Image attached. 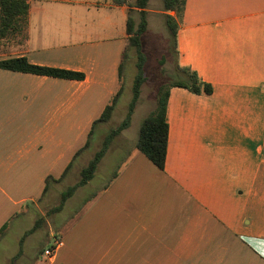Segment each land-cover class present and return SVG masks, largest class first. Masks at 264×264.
<instances>
[{"label":"crops","instance_id":"obj_1","mask_svg":"<svg viewBox=\"0 0 264 264\" xmlns=\"http://www.w3.org/2000/svg\"><path fill=\"white\" fill-rule=\"evenodd\" d=\"M149 3L146 30L150 14L174 15ZM106 9L117 11L123 28L113 31L114 17L83 26ZM126 18L127 7L114 0H29L24 46L0 54L83 74L0 67V236L12 220L18 235L17 249L1 250L0 264H10L33 226L19 228L23 213L58 198L56 187L68 176L76 183L81 168L74 161L87 147L76 151L94 138L92 158L124 118L119 99L107 121L93 124L122 87ZM176 22L175 67L195 71L212 92L170 88L163 169L135 147L147 116L138 118L140 111L156 100L143 83L130 124L92 179L54 212L61 217L83 192L76 219L55 234L53 254L26 249L35 229L14 264H264V0H185ZM47 177L53 180L46 185Z\"/></svg>","mask_w":264,"mask_h":264},{"label":"trees","instance_id":"obj_2","mask_svg":"<svg viewBox=\"0 0 264 264\" xmlns=\"http://www.w3.org/2000/svg\"><path fill=\"white\" fill-rule=\"evenodd\" d=\"M118 4H124L127 7V18L125 26L126 45L124 47L123 57L128 48L134 49L136 52V74L131 87V99L127 106V111L117 127L109 130L105 135L101 146L94 153L88 163L83 166L79 172V179L73 185L68 186L66 189L60 192L58 203L51 207L48 212H58L63 207L67 198H69L74 191L88 181H90L94 175L97 165L105 154L112 139L124 128H126L131 121V115L135 106V103L140 95L141 86L145 81L144 76V63L145 55L142 51L141 36L146 31L147 27V2L148 0H134L132 5L128 4V0H114ZM185 0H162V7L164 11H173L174 15L165 14V25L173 38L174 49L176 51V31L177 22L184 10ZM136 9L138 12L139 20L134 22L130 16V10ZM28 18H29V0H0V54L7 50V47L11 44L22 48L27 40L28 32ZM15 51V50H14ZM122 57V59H123ZM0 67L15 71L30 72L34 74H41L53 77L70 78V79H82L83 74L68 69L47 67L32 64L27 61L23 56L0 60ZM119 67V75H120ZM175 69L180 73L179 79H176L168 84H162L157 88L155 106L153 110L141 121L138 136L135 143L136 149L144 154L153 164L158 168L163 169L166 149H167V136H168V124L166 121V106L171 87L177 86L189 90L195 94H210L212 87L210 84L202 81L197 73L188 67L176 66ZM122 92V87H118L116 91L110 97L108 103L105 105L100 117L94 121L97 122L107 121L111 113L118 102ZM88 141L84 146L76 151L75 155H78L81 150L88 146ZM74 155V156H75ZM53 180L51 177H47L45 184ZM39 225V220L35 221L33 226L25 230L19 239V249L11 259L10 264H14V260L21 253V245L24 238L33 232ZM3 229V227H2ZM0 229V233L2 231ZM49 245L48 247H51ZM45 247L41 250V254L44 253Z\"/></svg>","mask_w":264,"mask_h":264},{"label":"rangeland","instance_id":"obj_3","mask_svg":"<svg viewBox=\"0 0 264 264\" xmlns=\"http://www.w3.org/2000/svg\"><path fill=\"white\" fill-rule=\"evenodd\" d=\"M103 1V0H102ZM111 1V0H109ZM134 0H128V4L132 5ZM161 0H150L149 8L153 10H159L163 7ZM109 10H99L98 12L93 13V15H97L98 18L93 19V21L83 22V26L89 25L90 23H100L102 20L107 21L110 17H114V21H111L113 31L117 32L124 26V21H120V17L117 13L109 14ZM164 11V10H163ZM130 16L137 22L139 20L138 14L134 12V10H130ZM116 23V25H114ZM142 49L145 55V63H144V76H145V89L147 88L146 95L147 98H155L157 88L162 84H168L176 79L181 78L180 73L175 69V49L173 44V38L168 32L165 25V14H150L149 16V27L143 33L142 37ZM8 50H17L19 46H15L11 44L7 47ZM136 62V52L132 48H127L125 55L122 59V64L120 68V80L122 83V92L119 100V107L128 106V103L131 99V85L133 84V80L136 74L135 68ZM142 87V86H141ZM137 102V101H136ZM136 104V103H135ZM153 108L154 102H150L148 106ZM153 110V109H152ZM148 107H143L140 111L139 117H143L148 115L151 111ZM141 120V119H140ZM138 119V124H139ZM95 147L94 138L93 140H89L87 148L84 150L86 152L81 158H77L74 161V165L78 166V168H82L88 162V158H91V152ZM95 150V149H94ZM93 150V151H94ZM91 154V155H90ZM90 156V157H89ZM74 175L68 176L65 180L61 181L57 187V192L63 191L69 185L73 183ZM91 186L94 184L92 182ZM83 192H80L77 197H74L71 200L70 205L66 206L62 213L58 216L54 217V212H47L51 207L58 203L59 197H50L49 201L41 200L38 202L36 207L28 208L27 212L23 213V217L21 222L19 223V228L30 227L35 223V221L39 220V225L33 233L31 241L26 249L31 254L34 252V255L39 254L45 246H49L53 240H59L55 234H62L64 229L72 224L73 219H76V214L80 210V207H76V202L79 199ZM57 201V202H56ZM56 203V204H55ZM48 213V214H47ZM14 224L16 226V222L12 220L6 227L3 235L0 236V263L3 261V257L1 255V250H5L8 254H12L11 252H15L17 249V236L16 229H14ZM59 225V226H58ZM52 236V238H51ZM32 250V252H31Z\"/></svg>","mask_w":264,"mask_h":264},{"label":"built area","instance_id":"obj_4","mask_svg":"<svg viewBox=\"0 0 264 264\" xmlns=\"http://www.w3.org/2000/svg\"><path fill=\"white\" fill-rule=\"evenodd\" d=\"M59 244V241H56L55 240V242L52 244V246L51 247H48V248H46L45 250H44V255L46 256V257H50L52 254H53V252H54V250H55V247L57 246Z\"/></svg>","mask_w":264,"mask_h":264}]
</instances>
